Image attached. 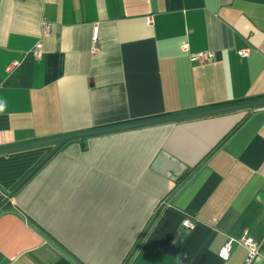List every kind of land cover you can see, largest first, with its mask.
<instances>
[{"label": "crops", "instance_id": "obj_1", "mask_svg": "<svg viewBox=\"0 0 264 264\" xmlns=\"http://www.w3.org/2000/svg\"><path fill=\"white\" fill-rule=\"evenodd\" d=\"M262 98L264 0H0V148ZM55 147L0 154V264L264 250V106L70 140L37 167Z\"/></svg>", "mask_w": 264, "mask_h": 264}, {"label": "water", "instance_id": "obj_2", "mask_svg": "<svg viewBox=\"0 0 264 264\" xmlns=\"http://www.w3.org/2000/svg\"><path fill=\"white\" fill-rule=\"evenodd\" d=\"M260 106H264V98L257 99V100L238 102V103L228 104V105H223V106H217V107H213V108H207V109L197 110V111H193V112H187V113H183V114H175V115H171V116H164V117H159V118L147 119V120H143V121H139V122L121 124V125H117V126H111V127H107V128L90 130V131H86V132L68 134V135L58 136V137H54V138H46V139H42V140H36L33 142H29V143L18 144V145L6 147V148H0V154H5L8 152L32 148V147L56 144L55 149L43 160V162H41L37 166V167H39L60 146H62L64 143H66L70 140H74V139L80 140L84 137H89V136L103 134V133H109V132H114V131H120V130L135 128V127H142V126L154 125V124L165 123V122H172V121H177V120H181V119H185V118L202 116V115L218 113V112H223V111L250 108V107H260Z\"/></svg>", "mask_w": 264, "mask_h": 264}, {"label": "built area", "instance_id": "obj_3", "mask_svg": "<svg viewBox=\"0 0 264 264\" xmlns=\"http://www.w3.org/2000/svg\"><path fill=\"white\" fill-rule=\"evenodd\" d=\"M147 23H152V17L148 16L145 18ZM49 31V26L48 23L45 20H41V33L43 34H47ZM96 33H97V28L96 26H94L93 28V33H92V41L95 42L96 39ZM41 47L42 44L40 42V40H38L34 46L32 47V49L30 50L32 55L36 58H39L42 54L41 52ZM181 50L183 52H186L188 58L191 61H196V62H205V61H209L211 59H213L214 54L211 51H189V47H188V43L186 41L182 42L181 45ZM92 50H95V46L92 43ZM250 53L249 49L244 47V48H240L239 50H237V54L239 56H243L246 57L248 56ZM15 62L12 64L14 65ZM195 221L190 220L189 218H186L182 224L188 228H191L194 226ZM232 242H238L239 244H241L242 246H244L247 250V257H246V264H248L251 259L257 255H264V250H262L260 248V246L250 237L248 236H243L241 239L236 240L234 238H230L228 240V242L220 249L219 251V255L222 257H227L228 256V252L230 250L231 244Z\"/></svg>", "mask_w": 264, "mask_h": 264}, {"label": "trees", "instance_id": "obj_4", "mask_svg": "<svg viewBox=\"0 0 264 264\" xmlns=\"http://www.w3.org/2000/svg\"><path fill=\"white\" fill-rule=\"evenodd\" d=\"M228 103H235V101H230V102H228Z\"/></svg>", "mask_w": 264, "mask_h": 264}]
</instances>
